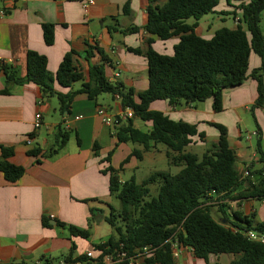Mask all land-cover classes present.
Wrapping results in <instances>:
<instances>
[{"label": "crops", "instance_id": "1", "mask_svg": "<svg viewBox=\"0 0 264 264\" xmlns=\"http://www.w3.org/2000/svg\"><path fill=\"white\" fill-rule=\"evenodd\" d=\"M89 1L0 0V12H5L0 18V160L3 159L2 149H11L7 162L24 168V175L14 183L8 182L0 172L1 264H43L46 260L67 264L68 256L72 260L79 259L74 263L106 264L94 246L115 238L107 219L112 209L120 210V201L110 194L109 176L102 172L109 166L105 159L112 154L110 165L118 170L122 183L128 181L123 179L126 174L129 180L134 177L138 184L156 172L171 174L156 168L165 161L172 166L166 146L152 144L145 150L139 144L118 145L117 128L105 125L97 113L103 108L109 115L121 114L124 111L121 99L116 96L103 93L91 100L86 94H79L69 113L61 114L56 96H45L33 83L17 82L26 78L29 51L46 57L48 72L53 77L64 56L73 51V66L82 80L75 82L71 89H64L55 81L56 93L81 89L89 82L91 67L101 66L111 86L122 87L124 93L134 91L133 100L139 103L138 94L149 87V43L153 42L156 52L172 55L180 41L179 36L162 41L144 30L148 7H162L166 0L153 3L150 0H92L94 4L85 10L83 5ZM234 10L225 1L221 2L214 13L198 22L196 34L210 39L222 28L236 30L241 15L235 18ZM229 18L233 19V27H228ZM194 22L193 19L186 21L188 25ZM42 24L55 26L51 46L44 42ZM133 28L138 31L128 32ZM261 32L264 35V31ZM260 69L262 60L252 52L246 80L238 87L224 90L220 113L213 110L212 99L176 106L155 101L150 110L161 112L173 121L196 126L204 138L199 135L192 138L185 152L200 158L219 139L213 125L225 126L230 147L236 154V170L242 178H250L252 184L257 185L260 177L256 172L264 168L257 148L259 144L264 152V107L255 106L259 83L253 73ZM261 74L264 76V69ZM38 113L42 116V126L35 130ZM133 123L143 132L152 130L151 122L134 118ZM60 129L69 133V140L51 155L60 143L57 136ZM253 134L256 146L253 137L246 140ZM36 149L40 152L30 155ZM134 151L140 152L141 160L131 157ZM127 158L129 162L121 169ZM176 168L177 174L183 166ZM144 169L147 176H140ZM245 172L249 175L245 176ZM250 185L246 182L239 192H246ZM151 189L156 196L157 187ZM221 204L225 206L223 210L217 206L219 202L206 203L213 206V217L223 225H231L235 212L250 217L254 224L264 222V198L226 199ZM44 220L48 226L44 225ZM70 227L88 232V238L71 235ZM88 252H92L93 259L87 258ZM238 258L232 254L210 255L206 261L197 258L192 248L174 244V264H231ZM140 264H147L146 258L140 259Z\"/></svg>", "mask_w": 264, "mask_h": 264}, {"label": "trees", "instance_id": "2", "mask_svg": "<svg viewBox=\"0 0 264 264\" xmlns=\"http://www.w3.org/2000/svg\"><path fill=\"white\" fill-rule=\"evenodd\" d=\"M154 1L150 0L151 3ZM223 1L235 9L232 13L235 18L241 15L237 29L222 28L210 39L198 36L195 32L198 22L214 13ZM263 12L264 0H166L162 7L150 5L144 30L162 41L175 36H179L180 41L172 55L156 52L152 48L153 42L149 43V87L138 94V104L133 100L134 91L124 93L122 87H113L108 83L101 66L91 67L89 82L83 84L81 89L67 94L56 93L55 81L64 89H71L75 82L82 80V75L73 66L75 53L70 51L64 56L53 77L48 72L46 57L28 52L26 78L17 82L33 83L41 88L45 96H56L61 114L69 113L71 104L79 94H86L91 100L103 93L119 95L123 110L131 108L134 118L152 123V130L143 132L134 126V118L129 119L125 125L116 127L118 145L133 143L148 150L152 144H162L168 148L169 163L176 167L183 166L175 175L156 172L141 184L134 177L122 183L118 170L110 165V153L105 159L109 166L102 172L109 176L110 194L120 201V210L112 209L107 219L115 238L94 246L103 256L121 246L129 256L137 249L151 247L153 252L147 257V264H174L173 244L177 242L192 248L197 258L206 261L210 255L232 254L239 258L231 264H264V245L250 240L246 235L251 231L264 234V222L254 224L250 217L235 212L231 225H223L213 217V206L206 205L214 200L223 210L225 206L221 202L226 199L264 198V168L256 172L260 177L257 185H253L250 178H242L236 170L237 158L230 147L227 128L219 124L213 125L219 132L217 143L201 158L186 153L185 149L192 138L198 135L204 138L197 127L173 121L161 112L150 110L151 103L155 101H166L170 106H176L212 99L213 110L220 113L223 110L224 90L238 87L246 80L252 52L262 60V69L253 73L259 83V97L255 106L264 107L261 74L264 69V35L260 29ZM190 19L195 21L194 24L186 23ZM42 30L45 44L53 45L55 26L42 24ZM137 31L133 28L128 32ZM132 52L140 53L139 50ZM57 136L60 143L51 155L69 140V133L61 129ZM257 148L264 163V152L259 144ZM39 152L36 149L30 155L36 156ZM11 154V149H2L0 172L8 182L14 183L24 175V168L7 162ZM131 157L142 159L139 151H134ZM128 162L129 158L123 162L121 169ZM246 182L251 183L249 189L239 192ZM153 186L157 187L156 196L152 195ZM44 225L48 226L45 220ZM69 231L73 236H89L88 232L75 227H70ZM65 261L71 264L79 262V259L72 260L68 256ZM43 264L53 263L46 260Z\"/></svg>", "mask_w": 264, "mask_h": 264}, {"label": "built area", "instance_id": "3", "mask_svg": "<svg viewBox=\"0 0 264 264\" xmlns=\"http://www.w3.org/2000/svg\"><path fill=\"white\" fill-rule=\"evenodd\" d=\"M94 2L90 0L88 3L84 4L83 7L86 10L89 6L93 5ZM5 15L4 11L0 12V18ZM116 77H119V75H116ZM116 99L120 100L121 97L119 95L116 96ZM98 116L102 119L103 123L109 127H118L122 124L124 121H128L129 119L134 118V112L131 108L125 109L121 114L119 115H109L108 112L103 109H98ZM41 114H36L35 117V130H38L41 128ZM253 135H248L246 137L247 141H250L252 139ZM249 173L245 172V176H248ZM54 217H51L53 219ZM247 237L255 242H258L260 244L264 245V234L263 233H257V232H248ZM176 244H179L175 242ZM174 243V244H175ZM174 244H173V256H174ZM153 252V249L151 247H143L141 249H137L135 253L132 256H129L128 253L123 249L121 246L119 249L114 250L113 253L103 256L100 252V257L102 258L103 262L106 264H140V259L146 258ZM88 259H93L92 252L87 253ZM1 264V261H0ZM71 264H81V263H71Z\"/></svg>", "mask_w": 264, "mask_h": 264}, {"label": "rangeland", "instance_id": "4", "mask_svg": "<svg viewBox=\"0 0 264 264\" xmlns=\"http://www.w3.org/2000/svg\"><path fill=\"white\" fill-rule=\"evenodd\" d=\"M234 26V22H233V19L232 18H229L228 19V27H233ZM260 29L261 31H264V12L262 13V16H261V23H260ZM250 118L252 119V116L250 115ZM252 123L255 127V123L253 122L252 120ZM249 133H251V131H248ZM248 133H245V135H247ZM253 144L254 146L257 145V141L255 140V138L253 137ZM156 168H158V170H163V171H166V172H171V174H176V170L177 168L174 167V166H168L166 161L164 163H159L158 165H156ZM146 172V170L144 169L141 173L140 176L144 175V173ZM144 176H147V175H144ZM123 179L124 180H129V175L126 174L125 176H123Z\"/></svg>", "mask_w": 264, "mask_h": 264}, {"label": "water", "instance_id": "5", "mask_svg": "<svg viewBox=\"0 0 264 264\" xmlns=\"http://www.w3.org/2000/svg\"><path fill=\"white\" fill-rule=\"evenodd\" d=\"M263 83H264V76H263Z\"/></svg>", "mask_w": 264, "mask_h": 264}]
</instances>
